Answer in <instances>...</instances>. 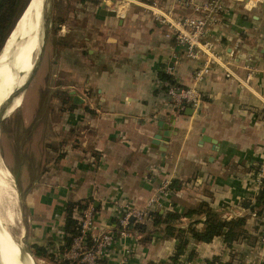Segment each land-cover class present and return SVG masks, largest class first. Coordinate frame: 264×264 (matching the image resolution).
I'll list each match as a JSON object with an SVG mask.
<instances>
[{
	"label": "crops",
	"instance_id": "crops-1",
	"mask_svg": "<svg viewBox=\"0 0 264 264\" xmlns=\"http://www.w3.org/2000/svg\"><path fill=\"white\" fill-rule=\"evenodd\" d=\"M129 1L116 8H88L82 35L76 37L79 42L60 50L67 54L71 107L65 124L73 141L54 164L57 184L32 192L30 214L37 221L29 244L47 249L49 241L59 243L62 224L53 230L48 221L68 200L92 199L94 230L111 225L116 215L111 200L146 205L159 194L161 206L149 202L147 210H180L205 200L215 211L234 206L237 216L246 217L245 237L229 246L221 236L208 242L189 239L175 264H202L213 257L219 262L261 264L264 241L259 229L264 217L250 215L239 199H253L259 184L252 172L264 160V0H218L221 9L209 24L208 35L218 48L235 46L234 74L226 77L220 66L211 65L197 84L200 103L195 108L165 102L156 86L165 66L176 83L193 84L202 56L188 57L184 44L152 16L146 2ZM170 5L189 12L177 1L161 2L163 7ZM248 68L252 74L245 81ZM167 128L169 134L160 139L162 149L153 145V135ZM189 176L193 178L182 180ZM173 178L181 180L180 188L167 187ZM192 219L182 218L180 227ZM141 241L135 233L117 237L104 264L169 262L173 238L152 235Z\"/></svg>",
	"mask_w": 264,
	"mask_h": 264
},
{
	"label": "rangeland",
	"instance_id": "rangeland-1",
	"mask_svg": "<svg viewBox=\"0 0 264 264\" xmlns=\"http://www.w3.org/2000/svg\"><path fill=\"white\" fill-rule=\"evenodd\" d=\"M143 1L148 4L153 0ZM155 1L157 5H161L162 0ZM126 2L127 0H98V3L94 4L90 0H51L50 23L42 58L29 83L15 97L1 118L0 163L5 168H8L10 177L12 176L11 183L15 189V205L12 204V210L16 214L14 217L16 220L13 221L14 224H12L10 230L17 240L21 242L22 249L30 255L32 254V248H30L29 243L30 239L34 236V223L37 221L30 214V202L35 198L32 192L43 190V186L51 187L57 184L52 175L54 164L67 153L68 143L70 141L72 143L73 141V137L68 133L65 124L67 109L71 107L66 91L68 88L66 84L68 81L66 69L67 54L66 52H60V50L79 42L76 40V37L82 35V25L87 22L84 18L88 16L86 15L89 11L88 8L101 5L116 8L119 3ZM129 2L131 4L133 0ZM257 10L258 8L256 7L255 11L257 12ZM256 27L255 30L258 33V26ZM20 66L21 64L18 66L19 70ZM12 77L15 81L20 80L15 74ZM94 163L95 159H92V168ZM192 178L193 176H189L182 180L188 181ZM205 183L206 179L202 180V184ZM84 198H88L86 203L92 206V199L89 197ZM173 198L178 199V196L174 195ZM243 198L246 197L240 198L239 202ZM154 201L157 206H161L159 194L152 195L149 202ZM110 202L114 204L112 209L115 212L114 214H116L113 217L115 220L111 219V225L102 224V226L94 230L91 228L94 232L101 227L110 230L116 235L113 241L114 244L117 237H120L117 232L119 218L128 214L129 222H132V224L144 223L146 227L143 232L132 225L127 228L126 234H138L140 241L142 240L141 242L146 241L144 237L147 235L160 236L158 229L152 228L151 219L147 214L149 202L146 205H134L129 201H126L129 204L114 200ZM223 209H218L217 211L222 217H234L239 212L234 206L231 208L224 207ZM92 214L94 223L93 206ZM53 215V218L49 219L48 222L52 226L51 228H54L53 230H57L62 222V210L54 212ZM180 223H182V220L176 223V226H180ZM48 243L50 244H48L47 249L51 252V256L32 254L34 264H87L85 261V263L80 261L81 254L68 259L64 257L67 247L63 251H60L57 242L49 241ZM112 246L106 250L104 257L96 260L95 264H104L103 259L109 255ZM7 263L6 253L3 254L0 251V264ZM153 263L164 264L161 261L147 262V264Z\"/></svg>",
	"mask_w": 264,
	"mask_h": 264
},
{
	"label": "built area",
	"instance_id": "built-area-1",
	"mask_svg": "<svg viewBox=\"0 0 264 264\" xmlns=\"http://www.w3.org/2000/svg\"><path fill=\"white\" fill-rule=\"evenodd\" d=\"M174 1H177L182 9H189V12L176 11L172 5L170 7L157 5L155 0L144 5L150 10L156 20L167 26L169 33L178 42L184 44L185 54L192 58L202 56V63L193 71V84L180 85L172 78L171 80L162 79L157 81L156 90L158 96L165 102L178 107L188 106L195 108L200 103V92L197 84L203 77V73L211 65L220 66L226 77L234 74L231 65L234 64L233 49H235V46L233 45L227 50L222 46L218 48L217 41L211 39L208 35V26L216 20V12L221 9V3L218 0ZM164 72L169 73L170 67L165 66ZM251 74L252 69L248 68L244 80L248 81ZM252 177L258 184L260 183V179L264 177V160L257 164L252 172ZM256 207L252 200L248 212L254 217H256ZM74 218L78 223V232L73 235L70 244L64 252V257L70 259L74 258L75 255L81 254L80 261L87 264H95L96 260L106 255V250L112 246L116 235L103 227L96 232H89L93 223L91 205H86L80 211L74 212ZM128 218V214L119 218L118 236H124L127 228L130 227L131 222L128 221ZM87 235H89V244L86 242ZM259 237L264 241V224L259 229Z\"/></svg>",
	"mask_w": 264,
	"mask_h": 264
},
{
	"label": "trees",
	"instance_id": "trees-1",
	"mask_svg": "<svg viewBox=\"0 0 264 264\" xmlns=\"http://www.w3.org/2000/svg\"><path fill=\"white\" fill-rule=\"evenodd\" d=\"M90 1H92L94 4L98 3V0ZM29 2L30 0H0V50L2 49L7 37L11 33L10 31L14 29L16 20L19 16H22ZM159 77L161 79L171 80L170 76L163 71L159 72ZM181 184L182 182L180 179L173 178L169 181L167 187L178 189L180 188ZM87 200L88 198H82L68 200L65 202V205L62 209L61 222L63 234L61 239L58 241V249L60 251H63L66 247H68L73 235L77 234L78 223L74 218V212L80 211L82 208H84L87 205ZM252 200L257 206L255 210L256 216L264 217V177L260 179L257 192L255 193ZM252 200L249 198H243L240 201V205L250 208ZM93 209H95L94 206ZM147 214L151 219L152 228L158 229V231L161 233L159 237L173 238L175 240L173 252L169 256V262L166 264H175L177 262L189 239L193 241L208 242L214 236H221L224 244L229 246L233 241L247 235L244 228L246 219L245 216H234L226 219L225 217H222L217 211L213 210L205 200H200L192 206H183L180 210H178L176 207H172L170 209L159 211L156 208L149 207ZM184 217H192L193 219L188 221L185 227L176 226V223L180 222ZM132 225L139 231H145L146 226L144 223H133ZM150 238L151 235L144 237L146 240H149ZM88 239L89 235L86 236V242H89ZM30 248H32L31 253L33 255L51 256V252H49L43 245L31 243ZM191 257L192 252H189L187 258L189 259ZM202 264L235 263L232 262V260L219 262L217 261V258L213 257L211 259H205ZM261 264H264V262Z\"/></svg>",
	"mask_w": 264,
	"mask_h": 264
},
{
	"label": "bare ground",
	"instance_id": "bare-ground-1",
	"mask_svg": "<svg viewBox=\"0 0 264 264\" xmlns=\"http://www.w3.org/2000/svg\"><path fill=\"white\" fill-rule=\"evenodd\" d=\"M43 2L44 0H30L0 50V121L15 97L29 83L37 68L32 62L39 43L36 28L40 22ZM13 74L20 80H13ZM11 177L8 168L0 163V251L6 253L9 264H34L32 256L22 249L21 242L10 230L13 221L16 220L14 219L16 214L12 210V204L15 205V189Z\"/></svg>",
	"mask_w": 264,
	"mask_h": 264
},
{
	"label": "water",
	"instance_id": "water-1",
	"mask_svg": "<svg viewBox=\"0 0 264 264\" xmlns=\"http://www.w3.org/2000/svg\"><path fill=\"white\" fill-rule=\"evenodd\" d=\"M50 7H51V0H44L43 9H42V13L40 16V22L36 28V33H37V38H39V43H38L37 51L34 55V60L32 63V65H34V66H38V64L42 58L43 51H44V46H45V42H46V38H47V34H48V29H49V23H50ZM23 10H22V12H23ZM22 12H21V14H22ZM107 13L113 15L114 11L108 10ZM19 17H18V19H19ZM17 20H16V22H17ZM16 22H15V24H16ZM15 24H14V26H15ZM263 55H264V49H263ZM169 132H170V128L169 129L167 128L164 130L159 129L152 137L151 142L153 143V145H158L159 148L162 149L163 146L161 145L162 142H160V139L162 138L163 135L167 136L169 134ZM162 139H165V138H162Z\"/></svg>",
	"mask_w": 264,
	"mask_h": 264
}]
</instances>
